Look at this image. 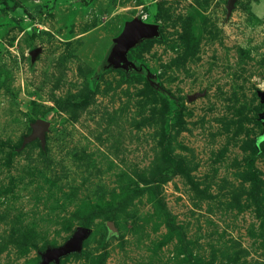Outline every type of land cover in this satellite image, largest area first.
<instances>
[{
  "label": "rangeland",
  "instance_id": "1",
  "mask_svg": "<svg viewBox=\"0 0 264 264\" xmlns=\"http://www.w3.org/2000/svg\"><path fill=\"white\" fill-rule=\"evenodd\" d=\"M263 92L264 0H0V264H264Z\"/></svg>",
  "mask_w": 264,
  "mask_h": 264
},
{
  "label": "water",
  "instance_id": "2",
  "mask_svg": "<svg viewBox=\"0 0 264 264\" xmlns=\"http://www.w3.org/2000/svg\"><path fill=\"white\" fill-rule=\"evenodd\" d=\"M235 0H230V7L233 6ZM159 36L158 27L155 24H149L142 20H133L129 22L121 36L115 41V45L108 58V63L113 68H121L126 72L137 70L136 65L128 59L129 51L144 39ZM261 100L264 102V92L260 94ZM264 119V117H263ZM48 122L39 121L35 125V132L31 139L44 138V130H46ZM90 230L87 227H80L73 237L63 246L48 250L43 255L41 264L58 263L62 257L69 254L79 252L83 241L87 238Z\"/></svg>",
  "mask_w": 264,
  "mask_h": 264
},
{
  "label": "trees",
  "instance_id": "3",
  "mask_svg": "<svg viewBox=\"0 0 264 264\" xmlns=\"http://www.w3.org/2000/svg\"><path fill=\"white\" fill-rule=\"evenodd\" d=\"M84 226H86V227H87V226H88V223H86Z\"/></svg>",
  "mask_w": 264,
  "mask_h": 264
}]
</instances>
